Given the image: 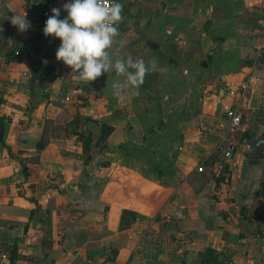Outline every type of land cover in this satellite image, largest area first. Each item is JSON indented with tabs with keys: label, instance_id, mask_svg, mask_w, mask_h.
Returning a JSON list of instances; mask_svg holds the SVG:
<instances>
[{
	"label": "crops",
	"instance_id": "0c3cea01",
	"mask_svg": "<svg viewBox=\"0 0 264 264\" xmlns=\"http://www.w3.org/2000/svg\"><path fill=\"white\" fill-rule=\"evenodd\" d=\"M46 2L0 0V264H264V146L245 148L264 138V0H117L123 56L151 43L157 105L203 92L180 133L113 96L123 77L76 80Z\"/></svg>",
	"mask_w": 264,
	"mask_h": 264
},
{
	"label": "clouds",
	"instance_id": "9594fccd",
	"mask_svg": "<svg viewBox=\"0 0 264 264\" xmlns=\"http://www.w3.org/2000/svg\"><path fill=\"white\" fill-rule=\"evenodd\" d=\"M123 7L117 0H70L63 5L67 16L60 19L61 10L52 8L43 28L46 37L61 41L56 60L71 68L76 80L89 83L105 73L123 77L111 85L117 98L138 95L146 75L157 68L154 59L146 62L123 56L124 43L117 39L124 20ZM26 17L23 12L9 19L23 33L30 27Z\"/></svg>",
	"mask_w": 264,
	"mask_h": 264
},
{
	"label": "rangeland",
	"instance_id": "374dc122",
	"mask_svg": "<svg viewBox=\"0 0 264 264\" xmlns=\"http://www.w3.org/2000/svg\"><path fill=\"white\" fill-rule=\"evenodd\" d=\"M58 0H47V5L48 6H52L55 2H57ZM147 33H151V31H147ZM151 43H146L145 44H141L140 43V49H135L132 50V58H134L135 56H138V58H141L139 54L142 52H146V53H150L151 52V47H150ZM152 54V53H150ZM143 58L146 59V55L143 56ZM146 61V60H145ZM152 76L150 75H146L145 80L143 82V84L141 85L140 89H139V94L132 96V99H135V103L136 102H140L139 104H137L136 106H139L140 109L143 111L144 109L149 108L150 112H160L163 114V116H171L172 117V126H173V131L177 132H181V129L184 125L182 118L186 115V108L188 106H192V107H198L199 104V98L202 96V91H197L192 97V101L189 102V100L182 101L180 102L178 105H174L172 107H168V108H162L160 106L157 105V103H159V101L157 100L160 99V96L162 95L163 92H157V82L152 83ZM179 79H183L184 81L187 80V78L183 77H179ZM196 82L199 81L195 80ZM181 94L179 95H184L186 93L185 90H183L182 92H179ZM170 100H167V102H170ZM189 102V103H188ZM155 127V126H154Z\"/></svg>",
	"mask_w": 264,
	"mask_h": 264
},
{
	"label": "built area",
	"instance_id": "2783aa9c",
	"mask_svg": "<svg viewBox=\"0 0 264 264\" xmlns=\"http://www.w3.org/2000/svg\"><path fill=\"white\" fill-rule=\"evenodd\" d=\"M262 24V30H263V37H264V16L261 20ZM260 49V48H259ZM16 54L18 55L19 52L16 51ZM248 83L246 84H241L238 86V88H232V87H227L226 90L228 94L232 96H239L243 94V92L246 90ZM226 115L230 119L231 125L233 127H240L243 123V113L239 110L238 107H235L233 104L228 106L226 109ZM245 148L248 152L251 151V144L249 142L245 143ZM237 148L235 144L229 143L226 146L223 147V158L225 160H232L234 158L235 152ZM199 171H203L204 167L202 165H199L197 168ZM3 258H6V255L3 254Z\"/></svg>",
	"mask_w": 264,
	"mask_h": 264
},
{
	"label": "water",
	"instance_id": "95a60500",
	"mask_svg": "<svg viewBox=\"0 0 264 264\" xmlns=\"http://www.w3.org/2000/svg\"><path fill=\"white\" fill-rule=\"evenodd\" d=\"M70 0H61V2L55 7V8H59L60 11V19H63L67 16V12L63 9V5L66 3H69ZM52 12L51 10L48 12V16H51ZM208 60H210V57L208 58ZM204 65H207V62L205 60ZM252 148L255 152L259 153L263 151V146H264V138L259 137L256 138L252 143Z\"/></svg>",
	"mask_w": 264,
	"mask_h": 264
},
{
	"label": "trees",
	"instance_id": "16d2710c",
	"mask_svg": "<svg viewBox=\"0 0 264 264\" xmlns=\"http://www.w3.org/2000/svg\"><path fill=\"white\" fill-rule=\"evenodd\" d=\"M9 262H10V264H15V262H16V249H13L11 251V255L9 256Z\"/></svg>",
	"mask_w": 264,
	"mask_h": 264
}]
</instances>
